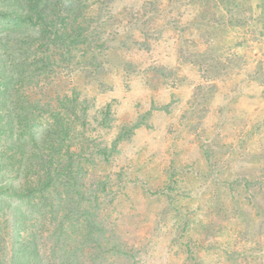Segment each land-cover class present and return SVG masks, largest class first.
I'll use <instances>...</instances> for the list:
<instances>
[{
  "label": "rangeland",
  "instance_id": "374dc122",
  "mask_svg": "<svg viewBox=\"0 0 264 264\" xmlns=\"http://www.w3.org/2000/svg\"><path fill=\"white\" fill-rule=\"evenodd\" d=\"M84 7L70 54L47 45L50 72L23 91L36 133L53 112L70 130L81 193L125 250L104 264H264V0ZM8 202L33 223V198Z\"/></svg>",
  "mask_w": 264,
  "mask_h": 264
},
{
  "label": "trees",
  "instance_id": "16d2710c",
  "mask_svg": "<svg viewBox=\"0 0 264 264\" xmlns=\"http://www.w3.org/2000/svg\"><path fill=\"white\" fill-rule=\"evenodd\" d=\"M86 1L8 0V5L0 7V18L8 21L0 25L4 47L0 52V107L4 110L0 108V172L7 167L16 176L28 177L21 188L15 176L8 183L0 182V213L6 208L7 218L0 216V264H104L115 248L116 254L125 253L121 243L112 245L98 196L81 193L82 167L65 144L70 130L57 117L60 114L51 113L56 119L43 127L45 136L36 133L34 120L26 115L28 95L23 90L39 77L36 74L50 70L40 64L46 59L44 48L58 50L56 46L63 43L65 53L70 54V44L79 37L72 18L80 16ZM76 98L66 99L74 102ZM32 198L33 215L43 225L35 216L29 222L27 213L8 202L29 203ZM40 236L48 238L50 245L41 243Z\"/></svg>",
  "mask_w": 264,
  "mask_h": 264
}]
</instances>
